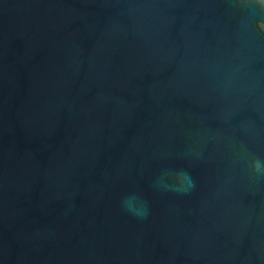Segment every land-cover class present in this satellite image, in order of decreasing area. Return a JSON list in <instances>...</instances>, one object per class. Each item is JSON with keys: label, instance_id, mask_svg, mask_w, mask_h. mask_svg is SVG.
Here are the masks:
<instances>
[{"label": "water", "instance_id": "obj_1", "mask_svg": "<svg viewBox=\"0 0 264 264\" xmlns=\"http://www.w3.org/2000/svg\"><path fill=\"white\" fill-rule=\"evenodd\" d=\"M0 264H264V3L0 0Z\"/></svg>", "mask_w": 264, "mask_h": 264}, {"label": "clouds", "instance_id": "obj_2", "mask_svg": "<svg viewBox=\"0 0 264 264\" xmlns=\"http://www.w3.org/2000/svg\"><path fill=\"white\" fill-rule=\"evenodd\" d=\"M260 2H261V3H264V0H260ZM128 207H129L130 209L132 208L131 205H129ZM134 210H136V211H140L139 209H134Z\"/></svg>", "mask_w": 264, "mask_h": 264}]
</instances>
